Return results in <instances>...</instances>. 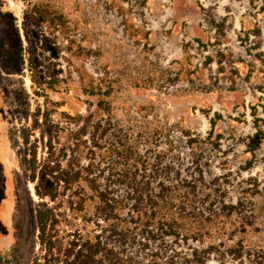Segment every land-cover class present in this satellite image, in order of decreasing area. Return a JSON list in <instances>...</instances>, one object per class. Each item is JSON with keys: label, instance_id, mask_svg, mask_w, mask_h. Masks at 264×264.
I'll return each instance as SVG.
<instances>
[{"label": "rangeland", "instance_id": "374dc122", "mask_svg": "<svg viewBox=\"0 0 264 264\" xmlns=\"http://www.w3.org/2000/svg\"><path fill=\"white\" fill-rule=\"evenodd\" d=\"M218 51L231 80L204 64ZM47 165L75 182L56 200L37 189ZM131 177L242 202L229 225L256 211L240 238L264 253V0H0V264L45 263L38 210L57 220L50 264L89 241L148 264Z\"/></svg>", "mask_w": 264, "mask_h": 264}, {"label": "trees", "instance_id": "16d2710c", "mask_svg": "<svg viewBox=\"0 0 264 264\" xmlns=\"http://www.w3.org/2000/svg\"><path fill=\"white\" fill-rule=\"evenodd\" d=\"M210 23L216 28V41L220 43L226 36L224 24L215 20ZM255 35L258 38L261 37L260 27L256 28ZM186 44L190 46L189 42ZM213 44V42L205 43L201 39H197L198 48H202L204 51H207L208 47ZM183 50L184 53H187L186 45L183 46ZM247 51L250 54L251 50ZM217 56L220 59L215 60V57L207 55L205 66H210L216 61L220 65V73L229 74L230 80L233 74H239L240 70L236 61L226 60L227 54L223 51H218ZM260 56L255 55L256 58ZM200 71L201 69L196 67L191 72L198 76ZM232 83L235 81L233 80ZM49 113L48 110L46 120ZM217 118L220 119L221 116L217 115ZM210 123L213 129L217 125L213 119ZM260 132L262 133V131ZM200 140L194 137L190 138L188 143L193 145ZM257 146L256 141L251 143L249 145L250 152L254 153ZM46 169L53 184H50L47 179L40 180L37 186L39 195L56 200L65 190L74 188L75 182L66 178L64 171L60 173L52 165H47ZM35 180L36 172L33 177V181ZM181 182L177 187H174L175 192L170 194L172 187L168 185H161L157 190H153L150 187V181L138 183L136 177L130 178L131 200L134 201L132 220L136 225L135 228L141 232L143 237L142 246L149 256L148 264H212L215 260L218 264H264V253L260 249L248 247L244 243V238H240V234L245 233L246 227L253 226L256 222V211L251 212L248 218H243L244 221H240L238 227L233 228L229 225L230 219L235 216H243L242 202L228 203L220 195H205L197 202L198 191L195 184L187 180ZM61 183L64 184V192L59 189ZM72 196L70 203L71 206H74L75 193ZM100 197L104 201L103 194L99 195V199ZM87 198H89L88 195L82 197V203L78 204L79 208H84ZM36 218L39 244L45 251L44 264H50L51 260H55L59 254V252L55 253L57 244L54 230L57 220L55 215L48 210H38ZM168 239H172L174 247L167 243ZM152 242H158L163 246L152 250ZM83 246V249L78 251L73 259L63 260V264H140L134 257L121 255L100 241L96 243L89 241ZM245 259L248 260L247 263L244 262ZM34 264H41V262L36 260Z\"/></svg>", "mask_w": 264, "mask_h": 264}]
</instances>
